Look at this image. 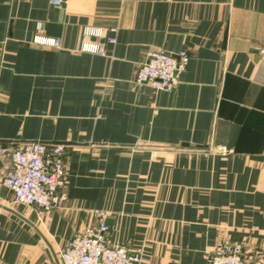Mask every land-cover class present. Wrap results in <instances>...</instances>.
Masks as SVG:
<instances>
[{"label":"crops","instance_id":"0c3cea01","mask_svg":"<svg viewBox=\"0 0 264 264\" xmlns=\"http://www.w3.org/2000/svg\"><path fill=\"white\" fill-rule=\"evenodd\" d=\"M151 50L189 57L171 93L135 82ZM30 141L64 145L67 204L0 188V264H59L95 211L142 264H264V0H0V150Z\"/></svg>","mask_w":264,"mask_h":264},{"label":"built area","instance_id":"2783aa9c","mask_svg":"<svg viewBox=\"0 0 264 264\" xmlns=\"http://www.w3.org/2000/svg\"><path fill=\"white\" fill-rule=\"evenodd\" d=\"M58 4V1H53ZM103 32L85 27V38L102 37ZM113 44L114 40H109ZM41 45L59 47L57 40H42ZM82 50L103 54L100 46L85 44ZM189 57L186 52L176 54L162 50H151L141 60L135 76V82L146 85L155 92H173L184 72ZM64 147L58 144L41 142H23L11 152L1 149L3 157H9V167L0 169V188L6 189L12 203L33 207L41 212L50 213L61 210L65 204L63 192L66 174L62 161ZM218 154L226 155L224 148ZM108 228L103 222L85 227L73 236L58 253L59 264H142L140 253L125 246H110L107 242ZM242 247L229 241L218 243L206 258L205 264H246Z\"/></svg>","mask_w":264,"mask_h":264},{"label":"rangeland","instance_id":"374dc122","mask_svg":"<svg viewBox=\"0 0 264 264\" xmlns=\"http://www.w3.org/2000/svg\"><path fill=\"white\" fill-rule=\"evenodd\" d=\"M52 144H58V145H62L63 147H64V145L63 144H60V143H52ZM63 165H64V163H63ZM64 170H65V174H66V169H65V167H64ZM66 181H67V179H66ZM65 187H66V184H65ZM65 187H64V190H63V192H64V194H65ZM65 198H66V194H65ZM67 200V199H66ZM66 200H65V204H64V206L62 207V209L61 210H63L64 208H66V204H67V202H66ZM13 204V203H12ZM16 206H20V205H16V204H13V207H16ZM95 213V216H96V221H94L93 223H91V224H89L88 226H92V225H95L97 222H103L105 225H106V227L108 228V226H107V224H106V221H105V219H106V213L105 212H103V211H95L94 212ZM88 226H86V227H88ZM85 228V227H84ZM83 228V229H84ZM82 229V230H83ZM81 230V231H82ZM80 231V232H81ZM79 232V233H80ZM108 233V232H107ZM78 234V233H77ZM76 234V235H77ZM36 239H38L37 237H36ZM108 242V241H107ZM39 243H40V241H39ZM219 243H221V242H219ZM109 244V243H108ZM232 244H236V245H240V244H238V243H232ZM110 246H115V245H110ZM241 247H242V245H240ZM242 250H243V247H242ZM242 253H243V251H242ZM244 254V253H243ZM243 256V255H242ZM254 259L251 261H248V259L247 258H245L244 256H243V259L245 260V262H246V264H258V262L256 263V262H254V261H256V260H259V258L261 259L263 256H262V253H261V251H256L255 253H254ZM250 262V263H249Z\"/></svg>","mask_w":264,"mask_h":264}]
</instances>
